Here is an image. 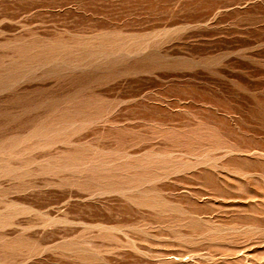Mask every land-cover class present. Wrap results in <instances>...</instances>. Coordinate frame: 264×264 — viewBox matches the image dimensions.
<instances>
[{
	"label": "rangeland",
	"instance_id": "rangeland-1",
	"mask_svg": "<svg viewBox=\"0 0 264 264\" xmlns=\"http://www.w3.org/2000/svg\"><path fill=\"white\" fill-rule=\"evenodd\" d=\"M0 264H264V0H0Z\"/></svg>",
	"mask_w": 264,
	"mask_h": 264
}]
</instances>
